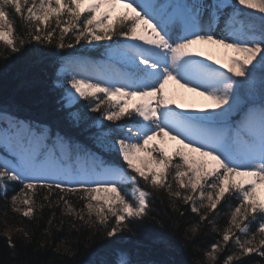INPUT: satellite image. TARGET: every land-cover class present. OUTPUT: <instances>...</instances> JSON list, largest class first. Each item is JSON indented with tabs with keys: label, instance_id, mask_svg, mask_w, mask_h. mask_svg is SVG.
<instances>
[{
	"label": "snow or ice",
	"instance_id": "obj_1",
	"mask_svg": "<svg viewBox=\"0 0 264 264\" xmlns=\"http://www.w3.org/2000/svg\"><path fill=\"white\" fill-rule=\"evenodd\" d=\"M33 41L61 50L83 41L106 59L66 57L57 74L61 107L85 139L19 119L0 128L4 211L31 224L51 210L39 239L12 228L33 258L6 236L12 264H76L82 240L132 231L160 192L172 212L198 217L189 244L204 226L220 236L204 264L264 258V0H0V44L12 54ZM14 182L23 187L8 200ZM103 264L139 262L121 249Z\"/></svg>",
	"mask_w": 264,
	"mask_h": 264
},
{
	"label": "trees",
	"instance_id": "obj_2",
	"mask_svg": "<svg viewBox=\"0 0 264 264\" xmlns=\"http://www.w3.org/2000/svg\"><path fill=\"white\" fill-rule=\"evenodd\" d=\"M12 16L17 33L23 34L25 29L21 20L14 13ZM82 47L83 42L75 45L73 49L61 50L33 41L26 44L20 53L9 54V50L0 44V126L4 128L3 115L8 114L12 119L47 127L53 133L71 131L79 139H85L87 133L72 129L67 119V110L61 107V90L57 87V74L64 58L76 55L91 60L106 58L104 48L83 49ZM61 53L63 55H60ZM81 103L86 102L81 101ZM89 116L99 118V113H89ZM104 123L111 124L107 121ZM4 155L5 149L0 146V157ZM103 158L121 166L108 155H104ZM22 187L19 182L11 183L7 188V199L10 200ZM140 187L151 191L143 181L140 182ZM41 195L36 197L38 201ZM72 199L79 209L80 203L74 197ZM150 200L149 216L142 222H137L132 231L118 233L117 237L110 238V242L102 232L90 241L86 238L82 240L75 257L76 264H103L108 258L119 257L121 249L139 264H204L205 252L210 250V245L218 241L220 236L210 227L204 226L197 242L189 244L184 233L198 217L190 210L182 217L172 212L168 207L167 196L163 192L153 193ZM4 205L5 193L0 190V264H12L15 257L7 247L6 229L28 226L36 231L39 239L46 235L45 229L48 227L47 220L51 216V210L43 209L42 218L30 224L25 218L4 211ZM55 211L59 218L61 209ZM229 214L230 205L222 201L216 216V223L220 229L226 226ZM5 221L9 226L5 225ZM11 237L17 242V251L21 253V258H33L31 249L25 248L18 233L12 232ZM223 258L224 254H221V262ZM253 264H264V258L256 256Z\"/></svg>",
	"mask_w": 264,
	"mask_h": 264
},
{
	"label": "rangeland",
	"instance_id": "obj_3",
	"mask_svg": "<svg viewBox=\"0 0 264 264\" xmlns=\"http://www.w3.org/2000/svg\"><path fill=\"white\" fill-rule=\"evenodd\" d=\"M83 42V41H82ZM101 43H103V42H101ZM108 43H111V42H108ZM83 49H88V48H94V47H92V46H87V45H85V42H83V47H82ZM104 53H105V51H104ZM105 55V54H104ZM73 57H79V58H84V57H82V56H80V55H76V56H73ZM84 59H86V58H84ZM106 58H104V59H100V60H91V59H87V60H89V61H93V62H103L104 60H105ZM209 63H211V61H209ZM214 67H219V65H213ZM174 89H175V86H171L170 87V91H174ZM190 95V94H189ZM199 105H196V107H198ZM187 107H189V108H191V107H193L192 105H187ZM10 119H12V117L10 116V115H8V114H4L3 115V121H4V127H6V123H5V121H7V120H10ZM0 128H2L1 126H0ZM175 165L173 164V167H174ZM6 234L7 235H11L12 234V228H7L6 229Z\"/></svg>",
	"mask_w": 264,
	"mask_h": 264
}]
</instances>
